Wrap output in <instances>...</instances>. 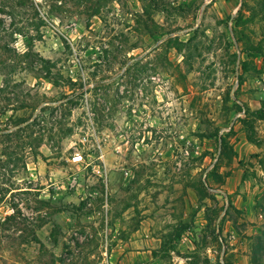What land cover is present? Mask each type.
<instances>
[{"label": "rangeland", "instance_id": "1", "mask_svg": "<svg viewBox=\"0 0 264 264\" xmlns=\"http://www.w3.org/2000/svg\"><path fill=\"white\" fill-rule=\"evenodd\" d=\"M263 207L264 0H0V264H264Z\"/></svg>", "mask_w": 264, "mask_h": 264}, {"label": "trees", "instance_id": "2", "mask_svg": "<svg viewBox=\"0 0 264 264\" xmlns=\"http://www.w3.org/2000/svg\"><path fill=\"white\" fill-rule=\"evenodd\" d=\"M240 110L241 109H238V111H240ZM244 111H245V109H244ZM16 121L21 122L20 119H17ZM17 125L19 126L20 123H18ZM29 130H30V128L28 127L27 131H29ZM220 140L222 142L223 138H220ZM249 141H251V140H249ZM251 142H253V141H251ZM25 145H28L30 147L28 142H25ZM262 211H263V214H264V207L262 208ZM252 252L254 254L253 256L256 258L255 261L257 263H260V262L264 261V230L260 233V235H258V237L255 238V240H253ZM153 255H154V252H153Z\"/></svg>", "mask_w": 264, "mask_h": 264}, {"label": "built area", "instance_id": "3", "mask_svg": "<svg viewBox=\"0 0 264 264\" xmlns=\"http://www.w3.org/2000/svg\"><path fill=\"white\" fill-rule=\"evenodd\" d=\"M72 160L74 162H80V161L83 160V155L81 153L76 152V153L73 154Z\"/></svg>", "mask_w": 264, "mask_h": 264}, {"label": "crops", "instance_id": "4", "mask_svg": "<svg viewBox=\"0 0 264 264\" xmlns=\"http://www.w3.org/2000/svg\"><path fill=\"white\" fill-rule=\"evenodd\" d=\"M184 216H186V212L184 213ZM192 224V223H191ZM184 237V235H182ZM181 236V239H182ZM186 239H189L188 237H185ZM142 241V238L140 239ZM153 250H146V252H151L152 253ZM153 255V254H152ZM154 256V255H153ZM152 258V256H150V259Z\"/></svg>", "mask_w": 264, "mask_h": 264}]
</instances>
